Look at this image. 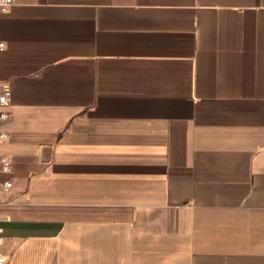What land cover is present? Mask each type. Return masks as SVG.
<instances>
[{
  "label": "crops",
  "instance_id": "0c3cea01",
  "mask_svg": "<svg viewBox=\"0 0 264 264\" xmlns=\"http://www.w3.org/2000/svg\"><path fill=\"white\" fill-rule=\"evenodd\" d=\"M0 38L7 264H264V0H14Z\"/></svg>",
  "mask_w": 264,
  "mask_h": 264
},
{
  "label": "built area",
  "instance_id": "2783aa9c",
  "mask_svg": "<svg viewBox=\"0 0 264 264\" xmlns=\"http://www.w3.org/2000/svg\"><path fill=\"white\" fill-rule=\"evenodd\" d=\"M14 0H0V16L3 14H7ZM6 48L5 42L0 38V52H3ZM10 105L9 96L5 93H0V107L7 108ZM10 113L6 109L0 112L1 120H8L10 118ZM9 138V134L7 132H0V143L6 141ZM13 171V160L10 156L0 155V173L5 175H11ZM13 187V182L10 179H7L3 184V190L9 191ZM6 237L4 236V231L0 228V264H7V256L1 250L5 245Z\"/></svg>",
  "mask_w": 264,
  "mask_h": 264
}]
</instances>
